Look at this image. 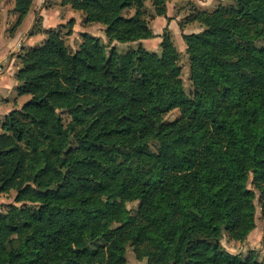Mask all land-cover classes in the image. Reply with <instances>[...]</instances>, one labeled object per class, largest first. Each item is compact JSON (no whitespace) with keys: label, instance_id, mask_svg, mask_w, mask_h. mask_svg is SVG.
Segmentation results:
<instances>
[{"label":"trees","instance_id":"obj_1","mask_svg":"<svg viewBox=\"0 0 264 264\" xmlns=\"http://www.w3.org/2000/svg\"><path fill=\"white\" fill-rule=\"evenodd\" d=\"M168 1L152 0L158 15ZM61 4L104 24L110 42L156 36L146 0ZM33 7L15 0V26ZM192 20L204 25L182 35L193 96L167 28L160 53L109 51L89 32L71 51L50 27L22 48L17 90L30 98L0 130V194L22 204L0 210V264H126L128 244L146 264H264L222 243L249 236L258 205L264 217V0Z\"/></svg>","mask_w":264,"mask_h":264},{"label":"rangeland","instance_id":"obj_2","mask_svg":"<svg viewBox=\"0 0 264 264\" xmlns=\"http://www.w3.org/2000/svg\"><path fill=\"white\" fill-rule=\"evenodd\" d=\"M41 0H34V6L39 4ZM43 2L42 8L46 9L45 15L43 16L41 9H35V19L33 28H36V38H34V45L42 44L47 39V31L45 28L58 29L64 36L66 44L69 46L71 51H75L82 41V32H89L97 36L101 43L107 44L109 51L112 47L120 52L127 51L131 48H137L142 46L146 50L161 52L160 43L162 41V34L167 28L172 35L174 43L177 49L180 51V64L182 65V79L185 86L186 92L193 96L194 86L190 78V60L187 52V45L182 37L183 33L199 32L204 28V25L198 20L188 21L193 12L199 9L207 11H213L220 6L232 7L236 6L237 0H169L167 2V14L165 16L158 15L152 0H146V18L152 30L156 33V36L150 39H144L132 42H120V41H109L106 34V26L102 23H87L84 21V14L80 10L73 9L70 5H62L61 0H47L46 7ZM34 9V8H33ZM15 10V0H3L0 2V34L14 35L16 32H20L24 26L28 23V19L25 18L24 22L20 27L15 26L17 20V12ZM44 11V10H43ZM134 9L125 11L127 15L134 14ZM32 12V11H31ZM32 15V13H31ZM74 22H71V19ZM19 28V30H18ZM34 30V29H32ZM33 32V31H31ZM9 43L14 38L7 36ZM24 39V38H23ZM146 40V41H145ZM26 46L29 47L30 41L25 40ZM260 45L264 44V39L258 41ZM23 101L26 102L30 95L23 96ZM180 114L179 109H172L165 114L167 121L176 119ZM66 120H69L66 114L63 115ZM151 147L157 149V144L152 141ZM22 204L16 200V191L11 190L9 192L0 194V210L6 211L11 204ZM128 207L132 213L136 214L139 208V199L129 201ZM260 231L259 238L255 242H251L250 249L244 252H237L241 250L244 245V241L231 240L228 235H224L222 239L223 245L229 250L234 251L232 253H240L243 257H246L249 252L253 251V254L259 259H264V217L261 213V208L258 205L256 214V227ZM234 241L235 244H232ZM127 262L126 264H146L147 257L139 258L132 245H127L126 252Z\"/></svg>","mask_w":264,"mask_h":264},{"label":"crops","instance_id":"obj_3","mask_svg":"<svg viewBox=\"0 0 264 264\" xmlns=\"http://www.w3.org/2000/svg\"><path fill=\"white\" fill-rule=\"evenodd\" d=\"M43 2H45V0H41L39 4L33 7L34 9L32 12H30L26 17L28 19V23L20 32L17 31L14 35H6L4 32H2V35L0 34V130L1 122L5 116L12 110L20 108L24 103L23 96L25 95L19 96L17 90L19 81L16 78V73L22 66V63L18 58V54L22 51L23 46H26V38L30 41V46H34V38H36V35L31 32L35 19L34 12L35 9H41V12H43L42 15H45V12L47 11L42 8ZM14 13H16L15 10ZM7 36L14 38V40L9 43ZM259 236L260 231L255 228L249 234L247 240L243 242L244 245L241 247V250H237V252H244L247 249L249 250L251 242H255ZM232 244H235L234 241H232Z\"/></svg>","mask_w":264,"mask_h":264}]
</instances>
